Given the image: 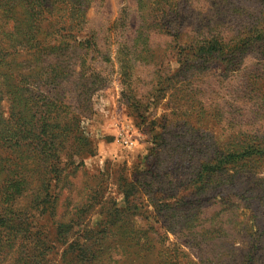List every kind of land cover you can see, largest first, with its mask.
Segmentation results:
<instances>
[{
  "label": "rangeland",
  "instance_id": "obj_1",
  "mask_svg": "<svg viewBox=\"0 0 264 264\" xmlns=\"http://www.w3.org/2000/svg\"><path fill=\"white\" fill-rule=\"evenodd\" d=\"M10 1H23V12L40 20L33 30L15 31L31 38L27 46L55 44L58 56L71 45L75 53L73 63L66 56L54 59L60 69L69 63L59 71L74 82L62 119L76 139L62 142L61 173L50 184L52 215L33 203L40 191L36 161L11 145L6 149L0 138V166L19 167L33 182L14 207L27 216L33 234L27 240L41 239L53 248L47 264H66V247L77 241L89 247L76 250L72 264H264L254 247L259 241L264 246V160L224 171L218 162L234 128L264 134V118L255 115L250 100H264V43L189 66L176 55L188 50L186 40L194 36L202 42L214 35L230 44L252 35L261 29L264 3L147 0L153 11L143 16L139 0H92L77 25L69 14L68 24L57 25V13L32 14L36 0ZM15 7L0 10L1 38L13 31V20L6 18ZM148 22L165 23L183 40L152 31L145 47L139 38L149 35ZM93 35L94 48L75 44ZM170 46L175 50L168 60ZM18 48L13 43L11 51ZM50 64L35 62L31 70L39 75L32 79H45ZM89 78L99 86L90 88ZM38 85L47 96L49 89ZM3 106L7 112V103ZM206 168H213L208 176ZM6 174L0 172V183ZM59 233L67 246L56 242ZM219 251L225 254L217 256ZM17 253V244L2 245L0 264H20Z\"/></svg>",
  "mask_w": 264,
  "mask_h": 264
},
{
  "label": "trees",
  "instance_id": "obj_2",
  "mask_svg": "<svg viewBox=\"0 0 264 264\" xmlns=\"http://www.w3.org/2000/svg\"><path fill=\"white\" fill-rule=\"evenodd\" d=\"M36 1L34 6H36L37 9L32 11V14L37 13L38 15H44L45 13H51L54 15L57 13L55 14V24L57 25L67 22V17L70 15L71 24L77 25V21L84 17V8H87L92 0H61L62 4L60 7L54 6V2L51 0ZM260 1L264 3V0ZM21 2L14 4L10 0H0L1 11L6 10L5 7L8 4L12 7L16 6L14 11H11V9L8 10L10 18H6L8 20H13V31L7 30L6 33L2 34L3 37H0V128L3 130L0 133V138L3 140L6 149H10L8 147L11 145V149H13L14 152L18 154L25 152L30 158L36 161L39 166L36 182L39 180L38 186L40 191L37 199L34 200L33 203L38 201V206H44V210H50L52 215L54 202L51 201L50 184L53 179L57 180L56 178H58L59 173H61L59 161H61V156L63 154V143H66V141L70 142L74 137L72 135L73 132L69 133L71 129L68 125L69 123H65V120L62 119L64 113L62 109L67 107L64 99L67 98V93L71 92V85H73L74 82L70 80V75L64 77L62 73H59L60 70L64 72L65 69L69 67V63L66 66L61 65L63 69H60V66L56 63L54 64V59L58 56H66V61L73 63L75 60V53L72 51L73 46L70 45L66 48H62L58 56H56L57 47L55 44L52 46L43 45L40 48L34 45L27 46L26 43L30 41V37L28 39L26 36L19 37L15 35V31L17 30L18 32L21 27H23V29L33 30L40 23L39 18L30 19L29 14L31 12H29V14L23 12V8L25 7L23 6V1ZM145 2H147V0H139L140 12L143 16H150L151 14L148 12H150V10L153 11V7L147 6ZM26 9L28 10V8ZM62 13H64V15ZM145 20H147V17ZM259 22L261 25L260 30L253 31V34L249 36H247V33L242 34L237 41H232L230 44H228L225 39L215 37L214 35L207 41L204 40L202 42H199L195 36L191 39L188 38L186 40V42L190 44L187 46L188 53L187 51H183L176 55L180 57V63H182L183 66H189L190 61H202L206 58L224 56L228 58V52L235 53V49L244 53L252 45L255 46V44L264 43V10L260 15ZM66 24H68V22ZM154 25H156L157 28H154ZM145 26L148 29L149 35L143 33L139 39L143 45H147L145 46L147 48L154 34L152 31L163 36L172 37L171 39H173V42H181L183 40L182 38L180 40L178 39L180 37L179 31H175L174 35H172L165 28V23L158 24L156 22H148ZM2 30L4 31V29ZM81 30L82 29H79L78 32ZM93 37L94 35L86 42L77 43L76 41L75 44L90 50L96 45ZM34 38L36 37L34 36ZM37 40L42 41L41 38ZM13 43L14 47L19 48L12 52L11 48L13 47ZM43 43H45V41H43ZM173 49L175 50V48H172L171 51L170 46V49L167 50L165 53L166 59L169 60L171 58L170 53L174 52ZM45 61L52 63L46 71L47 77L43 80L41 78L40 80L32 79L39 75L35 70H31L33 69L34 63H45ZM72 69L75 71L74 68ZM72 69L70 65L71 75L74 74ZM92 77H94V74ZM90 80V78L87 79V84L90 83V88L99 86L98 79L93 78L92 81ZM39 83H42L44 87L49 89V91H47V96L39 93ZM81 84L82 78L79 79V85ZM84 84L86 83L83 82V86ZM81 95L82 94H80V96ZM250 100H255L252 105V111L255 115L258 116L261 114V118H264V100L256 97L255 99L250 98ZM3 103H7V112L2 111L4 107ZM42 113H44V117H42ZM251 132L252 133H249L241 129L237 130V128H234L230 132V138L225 142V144H227V149L224 150L218 158L221 171H224L231 165H240L241 163L248 164L250 162L264 160V134L262 135L254 131ZM74 139H76V137H74ZM7 167H4V165L0 166L1 173L7 172L5 182L0 183V247L2 245L11 247V245L17 244L19 253H17L16 257H19L20 264H47V262L50 261L48 256L49 250L53 248L47 247L46 244L42 243L41 239L36 238L37 241L27 240L33 235L26 227L28 224L25 221L27 216L23 212L19 213L14 207L19 199L22 198L27 187L33 184V182H30L24 174H21L22 171L18 170L19 167L6 171ZM212 170L213 168H206L204 170L205 175L208 176L211 174ZM125 198L128 200L129 197L125 195ZM116 211L115 209L112 212L116 213ZM217 225L222 228L218 221L215 223V226ZM258 227H260V225H258ZM93 233L99 235L101 231ZM197 233L199 234V232ZM56 242H61L63 245L65 244L64 246H67L61 233L57 235ZM73 244L74 245L68 244L64 252L63 257H65L66 264H72L75 260L74 254L76 250L81 249L82 251H87L89 247L80 245L78 241L77 245H75V243ZM258 245H254V247L257 248V254L255 255H264V246L262 242L260 243L259 241ZM223 254H225L224 251H219L217 256H222ZM226 257H229V255ZM255 261L257 262V259Z\"/></svg>",
  "mask_w": 264,
  "mask_h": 264
}]
</instances>
